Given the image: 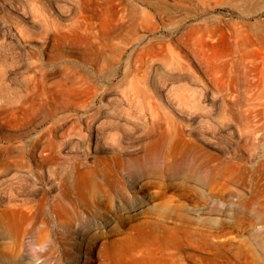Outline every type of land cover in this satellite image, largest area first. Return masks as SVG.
Listing matches in <instances>:
<instances>
[{
  "label": "rangeland",
  "instance_id": "374dc122",
  "mask_svg": "<svg viewBox=\"0 0 264 264\" xmlns=\"http://www.w3.org/2000/svg\"><path fill=\"white\" fill-rule=\"evenodd\" d=\"M12 222L0 264H264V0H0Z\"/></svg>",
  "mask_w": 264,
  "mask_h": 264
},
{
  "label": "bare ground",
  "instance_id": "6f19581e",
  "mask_svg": "<svg viewBox=\"0 0 264 264\" xmlns=\"http://www.w3.org/2000/svg\"><path fill=\"white\" fill-rule=\"evenodd\" d=\"M165 145V144H164ZM151 155V153H147V154H145L144 156H139V157H137V158H135V160H139V165L141 166L140 168H139V170H141V171H143L144 173H150V172H152V170H153V168H152V166H151V163H152V160H153V157H151L150 156ZM5 224V225H4ZM9 226V229L12 231V230H18V229H20V228H23V227H21V225L19 224V223H15V222H12L11 224H6V223H2V224H0V227H3V228H1V230L2 229H5V230H8V227L7 226ZM24 230V229H23ZM27 230L30 232L32 229H29V228H27ZM25 232V231H24ZM33 236V235H32ZM34 237V236H33ZM30 238H31V236H30ZM34 239V238H33ZM33 239H31V242H32V240ZM33 242H35V241H33Z\"/></svg>",
  "mask_w": 264,
  "mask_h": 264
}]
</instances>
